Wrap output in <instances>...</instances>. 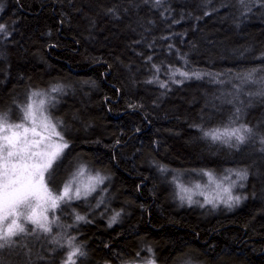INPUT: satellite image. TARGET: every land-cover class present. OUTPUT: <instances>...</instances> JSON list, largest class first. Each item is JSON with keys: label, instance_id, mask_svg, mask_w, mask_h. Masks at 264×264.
<instances>
[{"label": "trees", "instance_id": "trees-1", "mask_svg": "<svg viewBox=\"0 0 264 264\" xmlns=\"http://www.w3.org/2000/svg\"><path fill=\"white\" fill-rule=\"evenodd\" d=\"M0 25V112L50 93L68 143L49 186L104 178L0 264H66L69 241L76 264H264V0H0ZM226 171L247 172L230 209L176 198L175 176Z\"/></svg>", "mask_w": 264, "mask_h": 264}, {"label": "snow or ice", "instance_id": "snow-or-ice-1", "mask_svg": "<svg viewBox=\"0 0 264 264\" xmlns=\"http://www.w3.org/2000/svg\"><path fill=\"white\" fill-rule=\"evenodd\" d=\"M159 3V0H156ZM4 26L0 25V31ZM180 75L188 77L189 73L181 72ZM193 75L198 74L193 73ZM252 73L248 74L251 80ZM179 82V81H178ZM59 91L53 88L52 92ZM42 93L34 92L33 97H41ZM46 101L39 99L28 103L22 109V116L19 123H10L6 112H0V250L12 248L17 244L14 237H18L27 232L23 221L35 225L45 233H51V221L48 218V211L54 210L60 206V202L69 201L73 198L79 199L81 195L87 196L95 190V185L103 183L99 175L89 177L87 183L80 181L79 186L73 190L74 177L72 181L66 183L63 190L59 193H53L45 182V173L52 168L53 163L61 156L68 143L64 137L57 131V125L45 114L44 106ZM239 111V109L237 110ZM252 129L246 126L225 129L223 132L214 130L205 133L213 140H222L228 143L232 137H235L238 143L246 139V133H251ZM264 142V141H262ZM85 169L82 167L78 176L84 175ZM211 178L212 174L207 173ZM240 179L247 178V172H238ZM228 179V177H225ZM185 191H187L185 189ZM228 193L227 199L223 203L229 207L233 202L239 203L241 197L231 195L230 188L224 189ZM183 199V197H181ZM188 202L192 203L191 196ZM209 203H214L212 200ZM116 214L110 221H116ZM78 221H85L84 216L77 215ZM75 239V238H73ZM66 264H76L74 257L84 256L78 246L72 245ZM149 264H155L154 261Z\"/></svg>", "mask_w": 264, "mask_h": 264}, {"label": "rangeland", "instance_id": "rangeland-1", "mask_svg": "<svg viewBox=\"0 0 264 264\" xmlns=\"http://www.w3.org/2000/svg\"><path fill=\"white\" fill-rule=\"evenodd\" d=\"M37 93H40V92H37ZM42 94L43 95L41 97H33L31 95L27 104L32 103L34 100L38 103L39 99H44L45 101H48L50 93L42 92ZM44 110H45V114L49 116V108L47 107V102L45 103ZM21 114H22V110H21ZM8 117H9V115H8ZM19 122L20 121H15V122H10V123H19ZM57 131H58V129H57ZM218 141L221 142L222 145H227V146L234 144V143H238L236 141L235 137H232L228 143H225L222 140H218ZM54 163H53V165H54ZM51 169L49 170L48 173H45V182L47 183L48 188L53 193H59L60 191L63 190V187L59 191H54L49 186L48 181H49ZM237 173L238 172L231 173V171H226V172L220 173V174H212L211 173L212 174L211 178L207 175V173L205 175L201 174L202 175L201 177H198L197 175L193 174V176H188L187 178H181L180 176L177 175V176H175L176 182L174 184L176 198L179 200V202L181 204L200 205L201 207H203L202 209H206V210H208L207 208L215 209V211H220V209L228 210L232 206L236 205L237 203L233 202L231 207H229L227 204L223 203L222 198L227 199V196H228V193L225 192L224 189L230 188L231 195L233 197H235V196H239V194L241 193V191L244 189V187L246 185L245 184L246 179H240L237 176ZM95 176L96 175H93V174L88 173V172L84 173L83 176H78L76 178V182L73 183V185H72L73 190L77 186H79L80 181L87 183L89 180V177H95ZM225 177H228V179H225ZM98 185H99V183L95 185V190L91 191L88 195L97 191L96 188ZM185 189L187 191H185ZM189 196H191L192 203L188 202L187 198ZM82 197H85V196L81 195L80 198H82ZM181 197H183V199H181ZM209 200H212L214 203H209L208 202ZM76 201H78V200H76V198H73L72 200H69L66 202L62 201V202H60V206L58 208H56L54 210L50 209L48 211V213H47L48 218L52 222L51 227L55 226V228H56L57 226L60 225V223L62 221H64L63 212H64L65 208H68V207L70 208V205ZM20 222L24 223V225L27 229V232L25 234H22L18 237L13 238L14 240L17 241V244L14 247H18L20 244L25 242L26 239H22V237L28 236L27 235L28 229H29V228H27L28 226H30L31 228L33 227V230L30 231L31 234L36 235L39 233L38 231H41L40 229L36 228L35 225L23 221V219H21ZM41 233H45V232L42 231ZM56 233H55V235H56ZM45 234L51 235L50 233H45ZM74 259H75V257H74ZM151 261H154L155 264H158L155 260H143V261L129 262L127 264H149V262H151Z\"/></svg>", "mask_w": 264, "mask_h": 264}]
</instances>
